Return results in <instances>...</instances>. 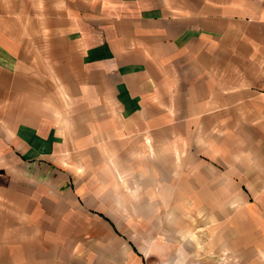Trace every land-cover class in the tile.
Wrapping results in <instances>:
<instances>
[{"label": "crops", "instance_id": "1", "mask_svg": "<svg viewBox=\"0 0 264 264\" xmlns=\"http://www.w3.org/2000/svg\"><path fill=\"white\" fill-rule=\"evenodd\" d=\"M172 250L264 264V0H0V264Z\"/></svg>", "mask_w": 264, "mask_h": 264}, {"label": "rangeland", "instance_id": "2", "mask_svg": "<svg viewBox=\"0 0 264 264\" xmlns=\"http://www.w3.org/2000/svg\"><path fill=\"white\" fill-rule=\"evenodd\" d=\"M171 254H172V258H170V261H169V264H174L173 263V261H172V259L174 258H176V254H177V252H176V250H172L171 251ZM159 259V258H158ZM154 264H160V260H158L157 262H155Z\"/></svg>", "mask_w": 264, "mask_h": 264}]
</instances>
